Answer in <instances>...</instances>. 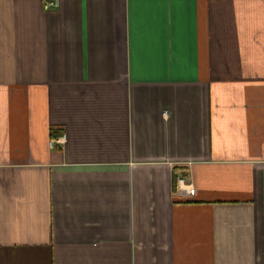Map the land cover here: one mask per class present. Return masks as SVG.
<instances>
[{
    "label": "crops",
    "instance_id": "obj_1",
    "mask_svg": "<svg viewBox=\"0 0 264 264\" xmlns=\"http://www.w3.org/2000/svg\"><path fill=\"white\" fill-rule=\"evenodd\" d=\"M47 1L0 0V264H264V0Z\"/></svg>",
    "mask_w": 264,
    "mask_h": 264
},
{
    "label": "built area",
    "instance_id": "obj_2",
    "mask_svg": "<svg viewBox=\"0 0 264 264\" xmlns=\"http://www.w3.org/2000/svg\"><path fill=\"white\" fill-rule=\"evenodd\" d=\"M58 6V0H51V1H47L43 8L45 11H51V10H54L56 9ZM184 185H186V194L189 195V196H193L194 195V188L188 184H186V181L183 180V179H179L178 181V186L179 187H183Z\"/></svg>",
    "mask_w": 264,
    "mask_h": 264
}]
</instances>
